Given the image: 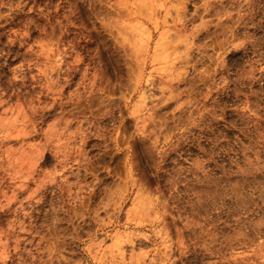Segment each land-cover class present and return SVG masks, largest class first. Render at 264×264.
<instances>
[{"label":"rangeland","instance_id":"rangeland-1","mask_svg":"<svg viewBox=\"0 0 264 264\" xmlns=\"http://www.w3.org/2000/svg\"><path fill=\"white\" fill-rule=\"evenodd\" d=\"M0 264H264V0H0Z\"/></svg>","mask_w":264,"mask_h":264}]
</instances>
